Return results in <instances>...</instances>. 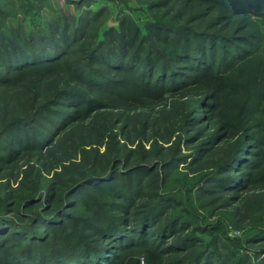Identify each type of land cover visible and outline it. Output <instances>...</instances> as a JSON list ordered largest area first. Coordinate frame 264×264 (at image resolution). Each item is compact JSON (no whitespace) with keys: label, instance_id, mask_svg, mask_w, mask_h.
<instances>
[{"label":"trees","instance_id":"16d2710c","mask_svg":"<svg viewBox=\"0 0 264 264\" xmlns=\"http://www.w3.org/2000/svg\"><path fill=\"white\" fill-rule=\"evenodd\" d=\"M262 2L154 0L143 25L123 15L100 32L105 5L24 31L1 22L0 0V264H264V226L242 252L146 191L190 156L188 168L208 164L200 195H264V89L251 86L264 75L239 76ZM149 139L172 141L171 155ZM103 140L113 147L89 159Z\"/></svg>","mask_w":264,"mask_h":264},{"label":"rangeland","instance_id":"374dc122","mask_svg":"<svg viewBox=\"0 0 264 264\" xmlns=\"http://www.w3.org/2000/svg\"><path fill=\"white\" fill-rule=\"evenodd\" d=\"M35 1L31 0V3L34 5ZM92 4L82 2L79 6L77 4H72L68 0H40L38 3H35L37 6L41 4L38 12H34L35 9L27 10L28 2L25 0H2V11L5 17L1 22L9 25L11 28H18L24 31L30 30H45L46 23L52 18H57L63 16L64 14H71L74 17L88 7H96L105 5L106 12L100 18L101 28L100 32L104 28H107L112 25H116L118 17L125 15L127 18L135 21L137 24L143 25V22L147 19H151L152 12L148 9V4L154 0H93ZM159 1V0H156ZM4 2V3H3ZM31 4V5H32ZM166 7L162 8L159 12L162 13ZM164 15V14H163ZM157 16V15H156ZM248 23L246 26L249 27V31L255 35L254 40V50L250 55V59L245 61L239 69L240 77H245L248 81L251 76L260 73L264 75V2L261 3L260 8L257 9V12L249 16ZM166 19L169 17H165ZM179 22V18H176ZM100 27V26H99ZM245 75V76H244ZM246 75H248L246 77ZM244 78V79H245ZM252 87L261 86L264 89V78L261 82V85H255V82L251 83ZM258 89V88H257ZM178 123L171 127V131L176 128ZM152 129V128H151ZM148 129L147 134H152L153 131ZM169 129V128H167ZM171 136V135H170ZM173 136V135H172ZM120 142L124 141V136L118 137ZM174 138V137H173ZM152 139V138H151ZM142 141V146L145 149H162V157L165 159L171 152L169 147H167L172 141L164 142L162 140L157 141L156 145L158 148H153L152 140ZM171 140H173L171 138ZM137 142L134 144H128L129 148H133ZM111 143L103 140L98 145H93L88 154L90 159L93 154L105 155L110 148ZM159 145V146H158ZM89 148L88 146H86ZM164 147V148H160ZM158 149V150H159ZM184 144L181 148L183 152L189 153V150ZM161 153V152H160ZM151 156V154L149 155ZM212 157V156H208ZM190 156H188L186 162L178 164L175 168H170L168 171L163 172L160 168L157 169V174L152 175L147 182L146 187L147 193H152L154 189L161 190L162 192H169L171 195H174L178 200H180V206H177V212L187 213V219L193 220L197 225L200 226H214L220 232V235L223 239H228L229 241H239V249L242 252H250L251 250L246 249L245 237L253 231L254 228L259 226H264V195L257 196L250 195L245 199L242 198L240 201L229 202L226 201L223 197L216 194L215 192H203L200 195V192H197V189L200 185L199 181L201 176H206L209 173V168L207 163L201 162L200 164L193 165L192 167H187L190 161ZM133 162L137 160L133 157ZM158 159L161 160V156H151L149 160ZM209 160H211L209 158ZM55 170H60V167H57ZM3 173V172H2ZM52 173V171L50 172ZM206 174V175H205ZM47 176H50L48 174ZM17 181H11L10 187H16L18 184ZM6 178L0 177V198L6 187ZM156 190V191H157ZM146 197H143L141 201H145ZM171 211V209L169 210ZM185 211V212H184ZM248 248H253L247 244ZM261 255L259 258L263 257Z\"/></svg>","mask_w":264,"mask_h":264}]
</instances>
